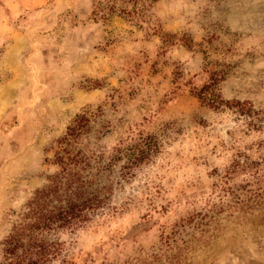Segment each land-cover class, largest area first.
<instances>
[{
    "label": "rangeland",
    "instance_id": "374dc122",
    "mask_svg": "<svg viewBox=\"0 0 264 264\" xmlns=\"http://www.w3.org/2000/svg\"><path fill=\"white\" fill-rule=\"evenodd\" d=\"M7 1L0 262L26 205L57 171L58 141L89 113L82 143L96 153L109 157L147 135L159 150L115 180L103 209L61 233L67 261L264 264V130L248 131L193 94L216 76L224 100L264 112V0L147 1L141 28L118 13L94 17L104 0H44L14 14Z\"/></svg>",
    "mask_w": 264,
    "mask_h": 264
},
{
    "label": "trees",
    "instance_id": "16d2710c",
    "mask_svg": "<svg viewBox=\"0 0 264 264\" xmlns=\"http://www.w3.org/2000/svg\"><path fill=\"white\" fill-rule=\"evenodd\" d=\"M147 1L157 0H104L94 5L92 14L105 17L106 11L110 15L118 13L141 28L151 17ZM221 80L213 76L193 94L216 112L230 110L236 120L245 123L248 131L264 130V112L246 101L224 100L218 88ZM90 119L89 113L76 115L58 141L59 148L52 161L57 171L26 205L25 217L3 243L0 264H72L62 255L61 233H71L103 209L115 180L132 177L134 170L159 150L158 139L147 135L134 144L115 149L109 157L96 153L82 143L90 130ZM119 162L123 164L115 176Z\"/></svg>",
    "mask_w": 264,
    "mask_h": 264
},
{
    "label": "crops",
    "instance_id": "0c3cea01",
    "mask_svg": "<svg viewBox=\"0 0 264 264\" xmlns=\"http://www.w3.org/2000/svg\"><path fill=\"white\" fill-rule=\"evenodd\" d=\"M44 0H8L7 5L9 10L14 13H19L28 9L31 6H39Z\"/></svg>",
    "mask_w": 264,
    "mask_h": 264
}]
</instances>
